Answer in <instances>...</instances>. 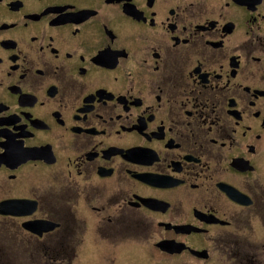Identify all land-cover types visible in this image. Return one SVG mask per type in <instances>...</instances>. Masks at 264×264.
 Returning a JSON list of instances; mask_svg holds the SVG:
<instances>
[{
  "label": "flooded vegetation",
  "instance_id": "1",
  "mask_svg": "<svg viewBox=\"0 0 264 264\" xmlns=\"http://www.w3.org/2000/svg\"><path fill=\"white\" fill-rule=\"evenodd\" d=\"M0 264H264V0H0Z\"/></svg>",
  "mask_w": 264,
  "mask_h": 264
}]
</instances>
